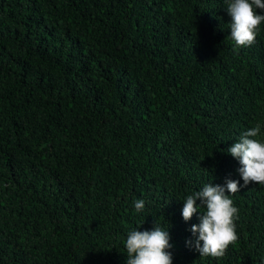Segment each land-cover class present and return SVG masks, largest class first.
Returning a JSON list of instances; mask_svg holds the SVG:
<instances>
[{
	"label": "trees",
	"instance_id": "obj_1",
	"mask_svg": "<svg viewBox=\"0 0 264 264\" xmlns=\"http://www.w3.org/2000/svg\"><path fill=\"white\" fill-rule=\"evenodd\" d=\"M226 8L0 0V264H126L128 233L155 226L173 264H264V185L230 194L223 257L194 247L201 201L182 216L205 184L243 185V132L264 140V22L237 48Z\"/></svg>",
	"mask_w": 264,
	"mask_h": 264
},
{
	"label": "clouds",
	"instance_id": "obj_2",
	"mask_svg": "<svg viewBox=\"0 0 264 264\" xmlns=\"http://www.w3.org/2000/svg\"><path fill=\"white\" fill-rule=\"evenodd\" d=\"M227 13L231 16L230 35L237 48L249 47L255 41L258 29L264 22V0H225ZM261 125L243 132L236 143L227 152L239 161L238 169L243 180L227 179L224 185L205 184L202 190L195 191L184 200L182 216L185 222L204 205L206 211L200 217V223L191 226L196 237L194 247L201 256L223 257L229 245L238 239L234 220L238 218V209L234 206L230 194L240 191L250 182L264 185V140L257 139ZM201 201V205L196 203ZM137 212L143 211L145 201H134ZM198 234V235H197ZM169 232L155 226L152 230L133 229L127 235L126 264H173V256L168 249ZM202 242V244H201ZM191 244V241L188 242Z\"/></svg>",
	"mask_w": 264,
	"mask_h": 264
}]
</instances>
